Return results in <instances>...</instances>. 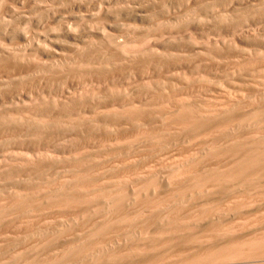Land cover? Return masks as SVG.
I'll return each mask as SVG.
<instances>
[{
	"label": "rangeland",
	"instance_id": "obj_1",
	"mask_svg": "<svg viewBox=\"0 0 264 264\" xmlns=\"http://www.w3.org/2000/svg\"><path fill=\"white\" fill-rule=\"evenodd\" d=\"M263 117L264 0H0V264H264Z\"/></svg>",
	"mask_w": 264,
	"mask_h": 264
},
{
	"label": "bare ground",
	"instance_id": "obj_2",
	"mask_svg": "<svg viewBox=\"0 0 264 264\" xmlns=\"http://www.w3.org/2000/svg\"><path fill=\"white\" fill-rule=\"evenodd\" d=\"M4 21H5V20H4ZM7 21H8V20H7ZM152 21H153V19H152ZM5 22H6V21H5ZM6 23H7V22H6ZM4 31H5V30H4ZM4 31H3V32H4ZM6 31H7V28H6ZM242 31H243V30H242ZM4 33H5V32H4ZM242 33H243V32H242ZM24 34H25V33H24ZM24 34H23V35H24ZM24 36H25V35H24ZM23 39H24V38H23ZM115 46H116V45H115ZM15 50H17V49H15ZM12 51H13V50H12ZM125 63H127V62H125ZM88 64H89V63H88ZM22 65H23V64H22ZM127 65H128V64H127ZM27 66H28V65H27ZM87 66H88V65H87ZM28 67H29V66H28ZM30 67H31V66H30ZM32 68H33V67H32ZM27 69H28V68H27ZM33 70H34V69H33ZM233 115H234V113H233ZM262 115H263V114H262ZM231 117H232V116H231ZM261 117H262V116H261ZM263 118H264V117H263ZM229 119H231V118H229ZM229 119H228V120H229ZM208 121H209V120H208ZM209 122H210V121H209ZM215 122H216V121H215ZM204 125H205V124H204ZM214 125H215V123H214ZM214 125H213V126H214ZM13 127H14V126H13ZM20 127H21V126H19V128H20ZM31 127H32V126H31ZM33 127H34V126H33ZM36 127H38V126H36ZM36 127H34V128H36ZM64 127H65V126H64ZM116 127H117V126H116ZM122 127H124V126H122ZM188 127H189V126H188ZM14 128H15V127H14ZM23 128H24V127H22V129H23ZM26 128H27V127H26ZM38 128H39V127H38ZM55 128H56V127H55ZM68 128H69V127H68ZM73 128H75V127H73ZM78 128H79V127H78ZM80 128H81V127H80ZM80 128H79V129H80ZM89 128H90V127H89ZM126 128H127V127H126ZM130 128H131V127H130ZM205 128H206V127H205ZM208 128H209V126H208ZM32 129H33V128H32ZM32 129H31V130H32ZM40 129H41V128H40ZM40 129H39V130H40ZM42 129H43V128H42ZM66 129H67V128H66ZM66 129H65V130H66ZM69 129H70V128H69ZM71 129H72V128H71ZM79 129H77V130H79ZM113 129H114V128H113ZM113 129H112V130H113ZM122 129H123V128H122ZM122 129H121V126H120V130H122ZM134 129H135V128H134ZM195 129H196V127H195ZM195 129H194V130H195ZM197 129H198V127H197ZM34 130H37V129H34ZM43 130H45V127H44ZM47 130H48V129H47ZM61 130H62V129H61ZM65 130H64V132H65ZM67 130H68V129H67ZM67 130H66V133L69 132V131L67 132ZM72 130H73V129H72ZM87 130H88V129H87ZM105 130H106V129H105ZM107 130H108V129H107ZM112 130H110V131L113 132L114 130H113V131H112ZM124 130L126 131V129H124ZM129 130H130V129H129ZM213 130H216V129H213ZM213 130H211V132H212ZM218 130H219V129H218ZM26 131H27V130H26ZM26 131H25V132H26ZM29 131H30V130H29ZM45 131H46V130H45ZM50 131H51V130H50ZM53 131H55V130H53ZM58 131H60V130H58ZM62 131H63V130H62ZM70 131H71V130H70ZM73 131H75V130H73ZM81 131H82V130H81ZM91 131H92V130H91ZM91 131H90V133H91ZM108 131H109V130H108ZM110 131H109V132H110ZM132 131H133V129H132ZM71 132H72V131H71ZM77 132H78V131H77ZM77 132L75 131V133H77ZM122 132H124V131H122ZM214 132H215V131H214ZM42 133H43V131H42ZM52 133L54 134V132H52ZM56 133H57V131H56ZM62 133H63V132H62ZM80 133H81V132H80ZM80 133H79V134H80ZM124 133H125V132H124ZM24 134H25V133H24ZM36 134H37V133H36ZM39 134H40V133H39ZM58 134H59V133H58ZM73 134H74V133H73ZM77 134H78V133H77ZM209 134H210V133H209ZM21 135H22V134H21ZM31 135H34V134H31ZM46 135H47V134H46ZM63 135H64V134H63ZM69 135H70V134H69ZM88 135H89V133H88ZM126 135H127V133H126ZM191 135H193V134H191ZM210 135H212V134H210ZM27 136H28V133H27ZM41 136H42V135H41ZM41 136H38V137H39L40 139H42ZM43 136H44V135H43ZM43 136H42V137H43ZM196 136H197V135H196ZM31 137H32V136H31ZM98 137H99V136H98ZM121 137H122V136H121ZM23 138H24V137H23ZM49 138H50V137H49ZM52 138H53V137H52ZM68 138H69V137H68ZM75 138H77V137H75ZM78 138H79V137H78ZM105 138H106V137H105ZM212 138H213V137H211V139H212ZM32 139H33V138H32ZM32 139H31V140H32ZM40 139H38V140H40ZM64 139H65V138H64ZM69 139H70V138H69ZM79 139H80V138H79ZM106 139H107V138H106ZM106 139H105V140H106ZM102 140H103V139H102ZM28 141H29V139H28ZM34 141H35V140H34ZM36 141H37V140H36ZM69 141H70V140H69ZM100 141H101V140H100ZM29 142L32 144L31 141H29ZM42 142H43V141H42ZM42 142H41V143H42ZM50 142H52V141L50 140ZM30 143H29V144H30ZM70 143H71V141H70ZM27 144H28V143H27ZM33 144H34V143H33ZM43 144H44V143H43ZM43 144H42V145H43ZM34 145H35V144H34ZM37 145H38V144H37ZM85 145H87V143H86ZM32 146H33V145H32ZM32 146H31V147H32ZM29 149H30V148H29ZM25 154H27V153H25ZM25 154H23V156H24ZM234 158H235V157H234ZM234 158H233V159H234ZM48 165H49V164H48ZM30 166H31V165H30ZM46 166H47V164H46ZM36 167H37V166H36ZM51 167H52V166H51ZM250 167H251V166H250ZM31 168H33V167H31ZM43 168H44V167H43ZM55 168H56V167H55ZM246 168H247V167H246ZM256 168H258V167H256ZM39 169H40V168H39ZM46 169H47V168H46ZM50 169H51V168H50ZM57 169H58V168H57ZM24 170H25V169H24ZM44 170H45V169H44ZM54 170H55V169H54ZM248 170H251V169L248 168ZM248 170H247V171H248ZM56 171H57V170H56ZM245 171H246V170H245ZM258 171H260V170H258ZM29 172H30V171H29ZM38 172L41 173L40 171H38ZM38 172H37V173H38ZM44 172L46 173V171H44ZM249 172H250V171H249ZM254 172H255V171H254ZM243 173H244V171H243ZM252 173H253V172H251V174H252ZM29 174L32 175V173H29ZM254 174H255V173H254ZM241 175L244 176V175H246V174H241ZM33 176H34V175H33ZM33 178H34V177H33ZM33 180H34V179H33ZM31 181H32V180H31ZM30 183H31V182H30ZM26 190H27V189H26ZM31 190H32V189H31ZM26 192H28V190H27ZM29 194H30V193H29ZM27 195H28V194H27ZM30 195H32V194H30ZM25 198H26V197H25ZM30 199H31V198H30ZM33 199H34V198H33ZM27 200H28V199H27ZM30 203H31V201H30ZM30 206H32V205H30ZM227 264H228V263H227Z\"/></svg>",
	"mask_w": 264,
	"mask_h": 264
}]
</instances>
